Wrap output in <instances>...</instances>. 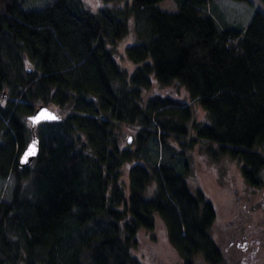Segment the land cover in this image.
<instances>
[{
    "label": "trees",
    "instance_id": "obj_1",
    "mask_svg": "<svg viewBox=\"0 0 264 264\" xmlns=\"http://www.w3.org/2000/svg\"><path fill=\"white\" fill-rule=\"evenodd\" d=\"M102 1L91 10L82 0H0V178L11 179L0 195V264H142L132 250L157 216L181 264L197 253L217 263L212 202L190 189L184 160L149 162L148 144L171 158L166 138L185 136L190 122L192 140L215 142L249 184L262 183L264 0H174L173 11L160 0ZM130 20L127 70L106 44ZM152 80L179 82L208 121L169 96L143 98ZM39 104L68 112L36 125L37 155L19 168ZM120 123L137 125L135 147L120 144Z\"/></svg>",
    "mask_w": 264,
    "mask_h": 264
},
{
    "label": "rangeland",
    "instance_id": "obj_2",
    "mask_svg": "<svg viewBox=\"0 0 264 264\" xmlns=\"http://www.w3.org/2000/svg\"><path fill=\"white\" fill-rule=\"evenodd\" d=\"M82 1L91 10L104 3L102 0ZM253 1L262 7L259 0ZM157 5L169 11L176 9L174 0H160ZM132 29L133 20H130V30L113 42L107 41L106 44L117 62L127 70L134 66L124 55V47L135 41ZM152 95L169 96L187 104L192 112V121H208L204 109L190 97L186 88L175 80L167 84H158L152 80L150 87L143 89L142 97ZM48 106L62 116L68 112V108L55 104ZM26 122L28 125L29 121ZM190 125L189 122L185 136L166 138V146L173 149L171 158L168 157L170 153L163 150V144H157L153 139L148 144V157L149 162L155 159L173 161L178 169L180 161L184 160L182 171L188 186L193 191L197 187L202 189L215 208L216 215L209 232L220 249L221 260L212 263L197 253L193 256L195 264H264V168L260 171L262 183L257 186L249 184L242 175V162L228 154L218 153L215 142L205 139L192 140L195 134ZM137 129L136 124L120 123V144L135 147ZM128 136L132 139L127 143ZM181 141L187 142L186 145H182ZM257 150L264 156V142L257 145ZM147 160L148 158L144 163L148 165ZM122 178L127 182L125 169ZM10 183V178H0V195L7 196ZM245 232H249V245L246 252L240 256ZM132 252L142 264H181L178 252L168 240L166 227L159 216L155 217L152 230L139 229L138 244Z\"/></svg>",
    "mask_w": 264,
    "mask_h": 264
},
{
    "label": "water",
    "instance_id": "obj_3",
    "mask_svg": "<svg viewBox=\"0 0 264 264\" xmlns=\"http://www.w3.org/2000/svg\"><path fill=\"white\" fill-rule=\"evenodd\" d=\"M4 98V93L2 95ZM61 116L52 108L48 107L46 104H39L33 110L31 114L26 116V120L29 121V127L32 132V136L22 149L18 160L17 166L22 168L32 162V160L36 157L38 148H39V139L35 134V127L41 121H52L59 120ZM131 141V137L128 136L127 142Z\"/></svg>",
    "mask_w": 264,
    "mask_h": 264
},
{
    "label": "flooded vegetation",
    "instance_id": "obj_4",
    "mask_svg": "<svg viewBox=\"0 0 264 264\" xmlns=\"http://www.w3.org/2000/svg\"><path fill=\"white\" fill-rule=\"evenodd\" d=\"M248 234H249V232L248 233L245 232L244 242H243V246L241 247V254H240V256L246 252L247 247L249 245V239H248L249 235Z\"/></svg>",
    "mask_w": 264,
    "mask_h": 264
}]
</instances>
